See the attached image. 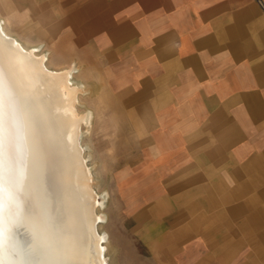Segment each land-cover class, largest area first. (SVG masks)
Masks as SVG:
<instances>
[{"label":"crops","instance_id":"obj_1","mask_svg":"<svg viewBox=\"0 0 264 264\" xmlns=\"http://www.w3.org/2000/svg\"><path fill=\"white\" fill-rule=\"evenodd\" d=\"M38 1L139 145L156 264H264V0Z\"/></svg>","mask_w":264,"mask_h":264},{"label":"bare ground","instance_id":"obj_2","mask_svg":"<svg viewBox=\"0 0 264 264\" xmlns=\"http://www.w3.org/2000/svg\"><path fill=\"white\" fill-rule=\"evenodd\" d=\"M2 23L0 264H107L101 203L79 144L90 123L76 109L81 88L72 69H50L45 53Z\"/></svg>","mask_w":264,"mask_h":264},{"label":"rangeland","instance_id":"obj_3","mask_svg":"<svg viewBox=\"0 0 264 264\" xmlns=\"http://www.w3.org/2000/svg\"><path fill=\"white\" fill-rule=\"evenodd\" d=\"M45 10L47 15L41 16L38 0H0V21L26 48L45 53L50 69H72L71 82L81 88L76 109L80 114L89 111L90 123L80 127L79 144L101 203L97 231L106 235L107 264H156L153 245L156 237L164 235L166 225L154 231L150 223L139 219L147 202L137 199L140 185L135 170H127L137 160L139 145L131 142L120 113L110 110L109 101L105 104L103 87L96 84L95 72L87 66L88 50L78 47L71 32L55 30L60 27L59 18L53 8Z\"/></svg>","mask_w":264,"mask_h":264},{"label":"snow or ice","instance_id":"obj_4","mask_svg":"<svg viewBox=\"0 0 264 264\" xmlns=\"http://www.w3.org/2000/svg\"><path fill=\"white\" fill-rule=\"evenodd\" d=\"M53 187H54V185H53Z\"/></svg>","mask_w":264,"mask_h":264}]
</instances>
